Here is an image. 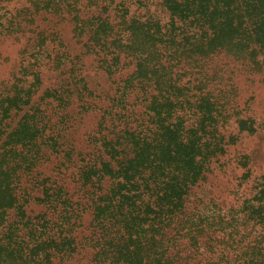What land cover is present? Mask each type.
Masks as SVG:
<instances>
[{"label": "rangeland", "instance_id": "1", "mask_svg": "<svg viewBox=\"0 0 264 264\" xmlns=\"http://www.w3.org/2000/svg\"><path fill=\"white\" fill-rule=\"evenodd\" d=\"M165 1L0 0V235L5 243L35 249L34 264H101L96 206L111 190L124 189L127 205L134 201L132 214L145 218L144 229L159 221V194L152 197L156 186L145 173L129 181L95 173L117 169L125 157L113 159L114 145L127 130L155 128L147 90L126 88L140 58L134 49L126 51L134 42L131 25L160 30L166 42H174L157 45L168 56L184 34L198 31L173 19ZM108 18L120 24V36L108 38L103 50L90 48L97 29H109L102 27ZM234 83L238 110L255 98L254 115L264 117V69L238 71ZM259 143L255 137L241 141L248 150ZM240 173L235 164L214 166L208 180L192 188L186 208L201 209L195 213L200 224L212 221L215 211L242 207L247 183L238 180ZM251 211L232 223L219 264L247 262L261 246L264 224L251 219ZM69 242L75 249L70 255Z\"/></svg>", "mask_w": 264, "mask_h": 264}, {"label": "trees", "instance_id": "2", "mask_svg": "<svg viewBox=\"0 0 264 264\" xmlns=\"http://www.w3.org/2000/svg\"><path fill=\"white\" fill-rule=\"evenodd\" d=\"M165 6L173 19L198 31L184 34L168 56L163 45L173 47L174 42H166L160 30L153 31L148 23L131 25L134 42L126 51L134 49L140 58L126 88L138 85L147 90L155 128L127 130L114 145L113 159L123 153L125 157L117 161V169L95 173L100 179L124 175L126 181L145 173L147 182L156 186L152 197L159 194V221L144 229L146 220L140 213L132 214L134 201L127 205L124 189L99 197L101 264H219L226 234L238 216L251 209V219L264 224V117L254 115L255 98L238 110L234 83L238 71L264 69V0H166ZM107 21L102 27L109 29L99 34V27L90 48L99 45L103 50L108 38L120 36V24ZM80 22L88 26L90 20ZM91 41L89 37L86 44ZM120 57L113 59L116 65ZM248 137L259 139L255 149H242L241 141ZM229 164L241 171L238 180L247 183L245 196L239 198L243 205L215 211L212 221L200 224L195 213L201 209H187L186 199L193 187L208 180L214 166L221 169ZM209 200L215 203L214 198ZM0 238V264L38 260L35 249ZM71 244L68 255L75 251ZM241 264H264V241Z\"/></svg>", "mask_w": 264, "mask_h": 264}]
</instances>
